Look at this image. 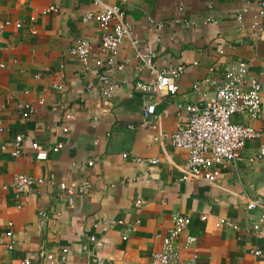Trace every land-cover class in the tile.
Here are the masks:
<instances>
[{
  "label": "crops",
  "instance_id": "crops-1",
  "mask_svg": "<svg viewBox=\"0 0 264 264\" xmlns=\"http://www.w3.org/2000/svg\"><path fill=\"white\" fill-rule=\"evenodd\" d=\"M247 1L244 31L233 22L242 7L239 0H130L125 5L131 38L151 45L156 67H185L177 93L156 106L158 130L153 132L141 126L151 100L134 90L146 75L136 71L130 39L117 55L125 66L113 75L119 89L110 100L100 97L93 66L105 55L99 28L86 15L115 0H99V6L91 0H0V24H21L0 31L5 66L0 70V264H46L39 254L59 258L65 248L61 264H150L151 254L160 249L156 236H164L178 215L188 218L189 226L177 242L176 264L191 257V248L184 246L187 236L197 238L195 264H264V239L255 233L264 214V159L250 161L264 145V122L232 118L261 131V138L247 142L236 167L223 169L212 186L179 181L187 153L173 148L167 137L186 125L187 108L203 101L193 86L212 96L228 68L238 63L248 64V78L260 83L264 113V33L249 36L259 0ZM156 24L164 27L158 30ZM79 39L92 46L88 68L69 54ZM23 104L34 109L27 118L18 107ZM16 136L23 143L20 156L13 158ZM57 144L63 147L53 152ZM151 159L157 163H146ZM19 175L43 179L39 194L16 198L2 189ZM83 182L90 184L86 195L57 189L59 183L72 188ZM249 201L256 209L247 211ZM219 220L237 229L217 226ZM256 250L260 256L251 254Z\"/></svg>",
  "mask_w": 264,
  "mask_h": 264
},
{
  "label": "built area",
  "instance_id": "built-area-1",
  "mask_svg": "<svg viewBox=\"0 0 264 264\" xmlns=\"http://www.w3.org/2000/svg\"><path fill=\"white\" fill-rule=\"evenodd\" d=\"M94 6H99V0H91ZM130 0H115L112 6L104 7L100 12H91L86 15V20L93 21L100 31L99 49L105 55V60L94 61V71L97 74L98 81L101 85L100 97L104 100H110L119 89V85L113 80V75L124 70V63L117 62V55L120 47L126 39H130V45L133 49L134 58L138 61L136 71L139 74H145L143 80H139L134 85V90L146 95L150 104L144 107L141 116V126L150 129L153 132L158 130L155 123V111L159 102L167 97L174 96L178 91V80L185 73V67L182 65L157 68L154 63L155 54L151 50V45H142L134 38H131L132 26L126 18L124 7ZM242 7L237 9L233 15V22L239 31H244V18L248 13L247 0H239ZM49 11L55 12L54 8ZM215 23L207 20L206 23ZM177 23V22H176ZM188 25V24H187ZM158 30L164 27V24H156ZM7 28H21L20 23L6 21L0 24V31ZM264 33V0H259L256 4V10L251 14L249 25V36L258 37ZM92 46L85 40L79 39L70 48L69 54L73 59H77L81 64L88 68ZM222 53V52H221ZM0 64V70L4 69ZM249 65L238 63L230 66L225 72L223 81L215 88L212 96H206L200 92V87L196 84L193 86L195 92L200 93L203 101L201 104L192 105L187 108L188 119L186 125L177 127L176 131L169 137L170 144L173 148L184 150L187 153V160L181 170L180 182L191 180H202L212 186L217 183L221 177V171L225 168L236 167L240 153L247 142L259 140L261 131L255 130L250 126H243L232 122L234 116H246L250 120H261L264 122V113H262V93L261 85L255 79H249ZM59 89V87L57 88ZM22 111V118H27L34 113V109L27 105H19ZM65 120L70 116L66 115ZM67 128H63L66 133ZM3 129L0 128V135ZM165 134H163L164 136ZM155 142L158 137H154ZM23 138L16 136L10 150L13 158H18L21 154ZM62 144H57L53 152L62 149ZM37 146H33L36 149ZM264 159V145L259 147L258 155L250 160L256 162ZM139 161V160H138ZM146 163L155 165L157 160H147ZM89 166L92 164L89 163ZM48 182L55 184L54 178ZM44 184L41 178L19 175L15 176L11 182L2 186L3 190H10L16 198L29 196L30 194H39V188ZM60 192L66 193L74 191L75 193L86 195L89 192L90 184L83 182L79 186L69 188L65 183L57 184ZM72 204V200H68ZM141 201L136 205L140 206ZM257 204L249 201L246 205L247 211L256 209ZM202 217L200 220L204 221ZM261 228L257 230L256 236L264 239V214L258 219ZM172 225L164 236H156L160 239V249L150 256V264H176L178 261L177 242L189 226L188 218L184 216H175L171 221ZM139 222H136L138 225ZM217 226H226L231 229L237 227L225 220H219ZM126 240V238H122ZM97 248L101 246L94 237L90 238ZM184 246L191 248L192 254L187 264H195L198 258L197 238L187 236L184 239ZM12 250V246L7 247ZM83 251L86 248L83 247ZM68 250L65 248L61 251L59 258L53 254H39V257L46 264H61L65 260ZM254 256H260L258 250L251 251ZM95 258L98 261L104 260L99 252H95ZM108 262V260H106ZM105 261V263H106ZM23 264H30L25 260ZM104 264V263H103Z\"/></svg>",
  "mask_w": 264,
  "mask_h": 264
}]
</instances>
